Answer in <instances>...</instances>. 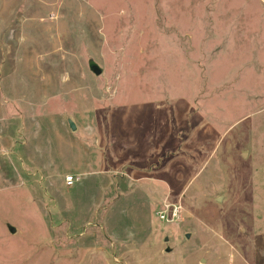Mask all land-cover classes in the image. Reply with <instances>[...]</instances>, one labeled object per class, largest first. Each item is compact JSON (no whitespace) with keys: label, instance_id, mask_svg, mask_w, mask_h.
<instances>
[{"label":"rangeland","instance_id":"1","mask_svg":"<svg viewBox=\"0 0 264 264\" xmlns=\"http://www.w3.org/2000/svg\"><path fill=\"white\" fill-rule=\"evenodd\" d=\"M0 264H264V0H0Z\"/></svg>","mask_w":264,"mask_h":264},{"label":"built area","instance_id":"2","mask_svg":"<svg viewBox=\"0 0 264 264\" xmlns=\"http://www.w3.org/2000/svg\"><path fill=\"white\" fill-rule=\"evenodd\" d=\"M77 180L78 178L73 174L66 176L65 179L67 185L69 186H72ZM181 209H182V205L180 203L173 205L165 204L164 208L159 211V217L167 221L174 220V218L177 217Z\"/></svg>","mask_w":264,"mask_h":264},{"label":"water","instance_id":"3","mask_svg":"<svg viewBox=\"0 0 264 264\" xmlns=\"http://www.w3.org/2000/svg\"><path fill=\"white\" fill-rule=\"evenodd\" d=\"M90 68L91 70L96 74V75H99L102 73V68L95 62H91L90 63ZM69 124H70V127L74 130L76 128V125L75 123L69 119ZM9 229L14 232L15 231V228L12 226V225H9Z\"/></svg>","mask_w":264,"mask_h":264}]
</instances>
